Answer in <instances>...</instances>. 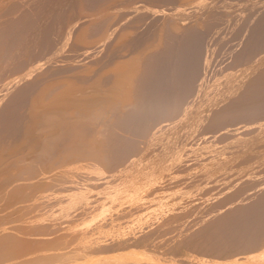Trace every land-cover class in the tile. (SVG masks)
<instances>
[{"label":"rangeland","instance_id":"374dc122","mask_svg":"<svg viewBox=\"0 0 264 264\" xmlns=\"http://www.w3.org/2000/svg\"><path fill=\"white\" fill-rule=\"evenodd\" d=\"M228 1L229 3L235 1V4L232 2L233 4L231 3L230 5L227 3ZM236 1L237 0H0V264H142V261L146 264H264V229L259 228V226L264 227L262 226V224L264 225V215H259V213L264 214V191L263 193L260 191L264 188V180L261 179L264 175V168L261 172V166L264 164V151H262L264 149V147L262 148V142H264V132H262V129H264V127H261L262 125L264 126V114L257 113L254 115L249 113L251 110H249V103L252 101L249 102L248 99H245L247 95H243L248 93L250 90L249 86L252 87L251 85H253V83L254 85L256 82L264 83V57L260 55L263 54L264 56V52L261 51V48L263 49L264 46L261 45L256 51L254 50L255 53H259L258 55L254 52H252L253 54H249V56H245L246 54L244 56L241 54L242 56H240V53H236L244 50L242 52L244 54L246 50L248 51L247 48L250 46L248 43L251 44V42L248 41H253V39L251 37V39H248L247 37H249L250 34L253 38L255 37V33L258 31L255 28L259 29L260 26H257L260 25L264 19L260 17L262 16L261 14L264 13V8L262 6L260 7L261 3L259 4V2H264V0H243L242 2L239 0V3ZM249 4L252 6L250 9H248L247 6ZM256 4H259V6L254 9ZM263 4L264 3L261 5ZM241 5H244L245 9H242L244 7ZM239 6L242 7L240 8L243 11L237 9ZM259 8H261V11ZM253 9L255 11H253ZM244 10L248 11L250 17L254 15L255 19L250 18L251 20H249V17H244L243 15L246 14ZM257 10H259L260 14H258ZM236 11H238V13ZM218 12L222 17L220 14L217 16ZM239 15L242 16L239 17ZM213 16H217L214 17V19L216 18L214 20L216 22L213 21ZM256 16L262 19L260 20L257 18V22ZM235 17L238 18L235 19ZM241 18L246 20V22L242 20L246 24L243 25V23L240 22ZM211 21L213 22L212 24L214 27H212L214 30H212ZM247 21L252 23L249 24ZM254 23L256 25H254ZM220 24L221 27L222 25L224 26L221 28L219 26ZM251 25L254 26L252 27ZM229 26H231V28H229L231 31L228 29ZM238 26H242L243 30L248 26L246 29L248 31L251 27L250 34H248L249 32H245L246 30H242V32V28L240 27L239 32V29H237ZM218 27L222 30L220 31ZM232 27L236 28V30ZM253 28L254 30L251 32ZM218 30L222 33L220 34ZM208 31H211V34L208 33ZM195 32H198L199 34H197L200 37L201 35H203L202 37L206 36L204 40L209 39L206 40L207 42L200 41L202 44H200V47H202V49H200L202 51L199 50L200 52L198 55L203 56L204 53V56L203 58L201 57L203 59L202 61H198V63H202L197 64L200 68L197 67L199 71L196 73L200 75L202 71V74L200 76L196 74L195 78L201 85L197 84V81L194 80L195 78L190 81L191 83L195 81L192 88L198 85L199 87H196L195 90L201 93L198 92V94L194 91L193 93L195 95H193V93L191 94L193 89L189 92L191 96L188 95V93V96H185L182 102V104L187 102L183 105V110L185 109V111L189 112L188 117L195 115L192 116V118H188L187 112L182 110L181 104L180 110L178 109L179 112L176 111L179 116L177 117L178 114L173 115L175 114L173 112L171 117H169L170 123L169 120L166 119L167 117H165L164 119L167 120L166 122L162 118L164 123L162 121V123L158 122L160 120H157L155 122L156 125L155 123L153 124V127H157V129L155 128L154 130L159 133L157 138L155 136L158 134L152 130V126L151 129L148 130L151 132L153 131V134L151 133L150 135V133L147 132L149 137L146 133L145 135L141 134L140 137L139 134L136 135V133L133 135L134 132L128 129L127 125H124L119 120V117L123 118L122 115L129 114L128 110L126 111L127 108L130 109L128 106H130L131 109L135 106L133 104L134 102L136 104L139 95V79L145 77L149 73L153 58H158L156 55L162 54L161 51L164 52L170 45L172 46V44L180 42L182 38L184 39L186 36L189 37L192 33L193 35H197ZM205 32H207V34L204 36ZM216 32H218V36H216ZM230 32L234 33V35L232 33V40L228 38L231 36ZM236 32L240 35H245L246 38L244 39V36L239 37L240 35L238 36ZM212 34L214 35L212 36ZM215 36L218 37L219 40H217ZM221 36H225L224 39L228 38L226 44H224L225 40L222 39ZM233 36L235 37L233 38ZM200 37L198 39H200ZM214 38L217 41H215ZM246 39H248V41ZM200 40L203 39L201 38ZM220 40H222L223 44L220 43ZM228 40L233 41L232 43H234L233 45L235 46ZM241 40L246 45L248 44L247 48L245 47L246 50L244 49L245 44H241ZM244 40H246V42H244ZM209 41H215L217 46L214 47L213 44L215 42L211 44ZM237 41H239L241 45ZM203 44L205 45L203 46ZM236 45L239 46L236 47ZM205 46H208L211 50H208ZM203 47H205L204 52ZM211 47L216 48V50ZM223 47L226 48V50H224ZM238 47L239 49L242 47V50H239ZM233 49H235L236 52H234ZM211 51L217 52L212 53ZM224 51L229 52H226L228 56L230 55V51H232L230 57H228L229 59H235V57L232 56L239 54L238 56L240 57L237 56V59L232 60L233 62L237 60V64L235 63L234 65L231 60L230 64H223L224 61H226L225 63H229ZM201 52L202 54L200 55ZM205 52H209L207 53L208 55L205 54ZM210 53H212V55H209ZM254 54L255 56H251ZM212 57H215V62ZM247 57H253L254 59L252 58L249 60L250 58ZM219 58L223 60V63H221L222 60L220 61ZM258 58L262 61L258 60ZM208 59L212 60L209 61ZM241 59H245V62H242ZM238 60H240L239 62L241 65H239L240 63ZM209 62L211 63L209 64ZM259 62H261V64H259ZM207 63L210 67L206 65ZM212 63H214L215 66L211 65ZM220 64L223 65L220 67ZM231 64H233V68L238 65L240 68L242 65L243 67L241 69L235 67L234 70L231 66L228 67V69L227 66ZM200 65H202V67ZM206 66L208 69L204 68ZM211 66H213V68ZM223 67L227 70L225 71L228 77L227 75L224 76L229 79L230 83L228 82V84L231 85L230 87H227L229 86L227 85V78L224 76L222 78V74L225 73ZM121 68H124L128 72L126 73L123 69L124 73ZM202 68L205 70L203 71ZM210 69L215 71L212 70L213 72H208ZM129 70L131 72V78L129 77ZM220 70L224 73L220 72ZM229 71L231 73H229ZM122 72L126 76H124ZM238 72L240 74H238ZM244 72L246 75H244ZM247 72L249 73L247 74ZM214 73L217 74L218 78L217 80L214 79L213 83L212 78H216V74ZM133 74H135V76ZM210 74L212 75L211 77L208 76ZM254 74L256 78H253V76L255 77ZM137 75L138 79H136ZM241 75H244L245 78ZM250 75H252V78ZM258 75H261L263 79ZM207 76L208 78L210 77V80L206 78ZM233 77L237 78H234V82L232 80ZM239 77L246 79V83H244V80L242 82V78L240 79ZM123 78L130 79L129 82H133L135 79V82L139 85L134 83L133 86L134 88H138L131 89L132 83L130 82L127 85L126 82L128 81H124ZM205 78L207 79V83H210H208L209 87L214 90L207 87L208 85L204 86V84L206 85L207 83H201V80L202 82H206ZM219 78H221V81ZM198 79H200V81ZM222 79L226 81L224 82ZM117 80H119V82L123 80V83L126 85V89L124 90L126 92L130 90V92L125 93L123 91V84L121 87L122 89H119L120 87L118 88L116 85V82H118ZM144 80H146V77L140 82ZM178 81L181 82L180 79H178ZM184 81L186 82V80H183V82ZM237 81L246 84L243 87L246 89L249 88V90L245 89L244 93V89L242 88L243 84H239ZM216 82L217 84L215 85ZM218 83H220V85ZM234 83L236 84L234 85ZM247 83H249V85H247ZM135 84L137 87H135ZM236 85H241L240 90L242 88L243 91L238 90L237 92ZM128 86L129 89H127ZM220 86H226L227 88L222 87L221 89ZM205 88L207 89L205 90ZM228 88H231V96H226L230 92ZM118 89L119 91L121 90L120 92L123 91L126 94L122 93L125 97H122L121 93H118L117 96V92H119ZM209 89L213 94V98L208 91ZM205 92H208V94L206 93L207 95H205ZM220 92L224 93L222 94ZM127 94H131V98ZM216 94H219L218 96L221 97L222 101L224 100L225 104L222 103V106L218 104L221 103V100L218 96L214 98ZM223 95L225 99H222L224 98ZM113 96L117 97L115 101L113 100L115 104L110 102ZM126 96L129 99L126 98ZM132 96H134V98H132ZM209 97L215 99L213 100L215 104L213 102L210 104L212 100ZM226 97H231L237 103V106L238 104L239 106L244 105H240V101L246 104L247 100V105H245L246 108H243L245 112H248L244 113V118L242 116L244 121L241 117L240 119L236 118L239 121H243L242 124H239L240 127H238V120L235 119L234 121L228 118L227 114H229V107L232 106L231 109H233L235 102L231 98L227 100ZM197 98H200L199 100H203L204 98L210 102L203 101V104H201L202 101H197ZM235 98L239 102L236 101ZM122 99L128 100L123 101ZM262 99L264 100V98ZM129 101L133 104L129 105L131 104ZM232 101L233 103H231ZM189 102L193 103H190L188 106ZM194 103H196L195 106ZM204 104L210 107L215 105L216 108H212L214 107L212 106L210 111V107L204 106ZM115 105L119 106L117 107ZM218 105L222 108L226 105L224 109H227L225 110L227 112L219 108ZM109 106H112L111 109ZM113 106L115 107L113 108ZM190 106H194V108H190ZM237 106L235 105L234 108ZM188 107L189 109L187 110L186 108ZM108 108L109 111L112 110L113 112H109L107 110ZM200 108L203 110L200 111ZM206 108L207 111H205ZM113 109L117 111L115 110V112ZM215 109H217V111ZM93 110L95 112H93ZM180 111L182 112L181 114ZM203 111H205V113ZM212 111H216L217 114ZM192 112L193 114H191ZM202 112L205 115H202ZM221 112L227 114L224 116ZM206 113L209 117H214H211V119L206 118L208 117ZM185 114L187 119L183 118ZM246 114L249 116H246ZM256 115H258L259 118L257 117L255 120L254 116ZM117 116L118 118L116 119L115 117ZM172 116L177 117V119H173ZM200 116L204 117L201 118ZM197 117L205 121L203 122L202 120L201 122L199 119L198 121L194 120ZM248 117L252 118V120L248 119ZM260 117H262L261 122L263 124L261 125L260 123V128H258L259 125L257 124L258 121L260 122V120H258ZM171 118L175 120V122L173 121L175 124L171 122ZM212 118L216 120H222V118H224V120H222V122L219 121V123L216 124L218 128L215 129V122L218 121H214ZM226 119L228 123H230L229 128L232 129L230 130L233 132L227 128L229 125L227 122L225 123ZM206 120L209 121V123H207ZM211 120H213V122H210ZM247 120L248 122L253 121V124L257 122V124H254L257 127H254L250 122L248 123ZM178 121H181L182 124ZM194 121H196V123L198 122L197 124L203 127L201 128L199 125L195 124V127L192 126L194 128L193 133L195 134H192L193 128L191 125L195 123ZM241 121L239 123H241ZM220 122L221 124H227V126L223 124V129V125H219ZM186 123L189 125H186ZM205 123H207L208 126L212 123H214V125H210V129H205L204 127H208ZM247 123L253 125L252 130H250L251 126ZM178 124H184L183 128L185 130L187 128L190 129L191 135L188 129L185 131L182 129V126L179 128ZM231 124L237 128L242 127L241 129L248 128V132H246L249 134H242L246 129H234ZM212 127L213 130H221V128L224 131L227 130V136L229 134V137L230 135L233 137L237 134H242L243 136L246 134L251 140L249 141L248 137L246 139V136L243 137L242 135L241 138L239 135L241 141L244 138L249 142L245 140L241 143L238 141L240 140L239 137L236 138V136L234 138L237 140L234 139V142L232 137H230L232 139H227L225 134L223 135L224 138H222L224 140L226 137L227 140L225 139L224 142L221 138L218 140V136L221 137L222 134L226 132L217 133L216 131V133L219 134L217 136L215 131L211 130ZM195 128H197V131H195ZM202 129L211 131L213 135H210V138L213 136L212 138L219 142L216 141V144L214 139V142L212 138L207 139L209 138L207 135H209L210 132ZM257 129H261L260 132L262 133H257L256 135V132H259ZM200 130L201 133L203 131L207 133V135H205L207 138L203 135L205 133L200 134L198 132ZM237 130H241V132ZM249 130L251 132H249ZM255 130L256 132L253 133ZM166 132L167 134H164ZM177 133H180L179 137H181V133H188L189 135H185L186 137L189 136L187 137L188 139L182 135L185 137L184 140H186V142H184V140H178L180 138L177 137ZM251 133L254 136L256 135V137L258 136L259 138L257 139L259 140L263 137L262 141L256 140L254 142L255 138L252 141L254 136L251 138ZM198 134L199 136H197ZM142 136H146V138H142ZM172 136L174 138H172ZM176 138H178V141L175 140ZM204 138L209 143L203 144V141H205L203 140ZM157 139L160 140V142ZM172 139L176 141L177 145H174L175 141ZM182 139L183 138H181V140ZM229 140L231 143H228ZM154 141L155 143H159L154 144ZM162 141L165 143L168 142L166 145L169 144L170 148L165 150L166 146ZM171 141L173 142L171 143ZM243 142L246 146L252 143V146L256 149L259 148V146L256 147V144L261 142L259 144H261L260 146L262 149H254V151L252 149L254 147L250 145L247 148L243 146L244 150H240L242 147L240 144H243ZM235 143H237L238 149L237 146L236 148L233 147ZM120 144L122 146L124 144V146L120 147ZM127 144L130 145V147ZM157 144L158 146L162 145L159 148H162V153H165L164 156H162L163 154L159 151L161 149L157 150ZM178 144L183 146L180 145L181 152ZM229 144L232 145L230 146ZM116 145H118L115 147L117 149H123L125 145L128 146L125 148H129L128 150L130 153L127 151L122 153H125L124 155L126 158H124V155L121 153L122 157H120L121 155L119 152H122L120 149H118L119 152L118 150L115 152L114 146ZM132 145H134V147H132ZM155 146L157 147L156 151L154 148ZM225 147H232L233 149L228 150V148ZM250 148L252 150H248ZM130 149L133 150V152ZM223 149H225V151ZM234 149L239 153L241 151L244 155L240 156L241 154L236 153L238 155V159H236V154L231 151ZM259 150L262 151H260V153L258 152L259 156H263L261 158L257 156V159L260 161L253 155H257V151ZM249 151L251 153V155H249L250 158L247 156V159H245L244 156H246V154L248 155ZM171 152L172 155H170ZM175 152L177 154L180 152V155L178 154L180 159ZM128 154H130V156ZM159 154L160 157L164 158L170 155L171 157L168 156L170 160L168 157V159L165 158L161 160ZM174 154L178 159L174 157ZM240 158L242 161L247 160L243 162L244 165ZM117 159L122 160V162ZM249 159L252 161V164L255 162V165L251 164L252 166L250 165L249 167L250 169L254 167V169L248 170L249 168L247 166L251 163ZM238 160L241 162H238ZM248 161L250 163H248ZM171 162H173V164ZM256 162H259V164H256ZM245 163H247V165H245ZM254 170H256V173ZM251 172H253L252 175H250ZM254 173L257 174L258 177L261 175V178H257ZM253 174L255 178H257L256 180L252 178L254 177ZM240 180H244L243 183ZM254 180L256 183H254ZM245 181L248 182L249 185ZM235 182L239 183L241 188L239 186L235 188ZM245 184L248 187L253 184L250 188L251 190L258 187L256 191L259 193V196H257L258 194L256 191L254 193L249 192L250 189L245 186ZM53 187H55L54 190ZM246 187L248 188V193H245L247 190ZM46 190L52 192L48 191L47 194ZM55 190L56 192L54 193ZM255 193L257 195H255ZM261 194L263 199H261L260 202V199L259 201H257V199ZM252 199L254 200L253 202ZM246 202L249 204L251 202L250 206H248L249 204L245 205ZM246 206L249 208V211L253 209V211L256 212L257 210V214L254 213L255 216L258 215L257 219L255 216L251 215L253 211L249 214V211L247 212V210H245L248 209ZM258 206L259 208L256 209ZM261 208L262 210H260ZM237 210H240V212ZM244 210L246 211L245 213H247L246 216ZM241 211H243V215ZM239 213L241 215L240 217H246H243L247 219L245 221H248L247 217H250L249 219L252 220L251 217L253 216V220L256 219L258 221L252 220L251 222H254V225L258 226L255 227L253 223L250 224V220L249 222H245L243 219L242 222L244 221V225V223L240 221L242 218L237 221L235 218L239 217ZM232 220L237 221L235 225ZM229 222L231 225H234V228ZM241 223L245 227L242 226ZM228 225L234 230L229 228ZM238 227L247 228L245 231L248 233H245L243 228L239 229ZM221 228H223V230ZM236 230H238V232ZM249 230H251L250 233ZM257 230L261 233L259 234ZM223 231H225V233L229 231L230 233L228 234L227 232L225 234ZM240 231H242L243 235H241ZM252 231H255V235ZM221 232V235L224 234V236L228 234L229 237L227 238L230 240L234 239L231 241L232 244L229 239H225L226 236L220 235ZM235 232H237L238 235ZM231 233H233V235L235 234V238L232 237ZM246 234L248 235L245 236ZM258 234L260 236L258 240H256ZM249 235L256 238H251ZM236 236L239 237L236 238ZM249 238L251 239L248 240ZM236 239H240L238 242L240 241L242 244L237 243ZM249 241L252 242L250 243ZM253 241H256L255 244H252ZM228 242H230V245L227 244ZM138 261L140 262L138 263Z\"/></svg>","mask_w":264,"mask_h":264},{"label":"bare ground","instance_id":"6f19581e","mask_svg":"<svg viewBox=\"0 0 264 264\" xmlns=\"http://www.w3.org/2000/svg\"><path fill=\"white\" fill-rule=\"evenodd\" d=\"M237 1H238V2H237ZM237 1H236L237 3L240 2L239 0H237ZM242 1H243V0H241V2H242ZM262 1H263V0H262ZM169 2H170V1H169ZM232 2H233V1H232ZM232 2L229 3V1H228L227 3L231 5ZM171 3H172V2H171ZM233 3L235 4V1H234ZM233 3H232V4H233ZM243 3H244V2H243ZM243 3H241V4H243ZM256 3H257V2H256ZM260 3L262 4V3H264V2H259V4H260ZM244 4H245V3H244ZM252 4H253V3H252ZM259 4H258V5L256 4V7L254 6V9L257 8V6H259ZM261 4H260V7L262 6V7L264 8V4H263V5H261ZM238 5H240V4H238ZM249 5H250V4H249ZM249 5H247V6H248V9L252 8V6L250 5V7H249ZM254 5H255V4H254ZM224 6H225V5H224ZM234 6H235V5H234ZM241 6H242V5H241ZM241 6H239V8H240ZM245 6H246V5H245ZM235 7H237V6H235ZM242 7H244V5H243ZM242 7H241V8H242ZM239 8H237V9H238V10H241V8H240V9H239ZM216 9H217V8H216ZM218 9H219V8H218ZM235 9H236V8H235ZM242 9H245V7L242 8ZM246 9H247V7H246ZM254 9H253V11H255ZM219 10H220V9H219ZM259 10L261 11V8H259ZM259 10H257V11H258V14H260V13H259ZM217 11H218V10H217ZM241 11H243V10H241ZM241 11H240V12H241ZM244 11H245V10H244ZM253 11H250V12H253ZM263 11H264V10H263ZM215 12H216V10H215ZM220 12H221V11H220ZM236 12L238 13V11H236ZM240 12H239V13H240ZM245 13H246L245 15H247V16H245V15H243V16H244V17H247V18L249 17V20H251L250 18H254V15H252L253 17H250V15H248L249 13H248L247 10L245 11ZM254 13H257V12H254ZM261 13H262V12H261ZM218 14H220V13L218 12V13H217V16H218ZM240 14H241V13H240ZM251 14H253V13H251ZM263 14H264V13H263ZM263 14H261L262 16H260V17L264 18V17H263ZM215 15H216V14H215ZM217 16H213V21L216 19V18L214 19V17H217ZM220 16L222 17L221 14H220ZM220 16H219V17H220ZM236 16H237V15H236ZM241 16H242V15H241ZM241 16L239 15V17H241ZM237 18H238V17H237ZM237 18L235 17V19H237ZM242 18H243V17H242ZM242 18H241V21H240V22H242L243 25H244V24H246V23H245L246 20H243L244 18H243V19H242ZM257 18H259V16H258V17L256 16V20H257V22H258V19H257ZM262 18H259V19L261 20ZM219 19H220V18H219ZM239 19H240V18H239ZM254 19H255V18H254ZM221 20H222V18H221ZM242 20L245 21V22H243ZM253 21H255V20H253ZM214 22H216V21H214ZM217 22H218V21H217ZM212 23H213V22L211 21V23H210V24H211V27L213 26ZM218 23H222V22L219 21ZM237 23H238V22H237ZM247 23H249V22L247 21ZM251 23H252V22H251ZM251 23H249V24H251ZM255 23H256V22H255ZM255 23H254V25H256ZM259 23H261V22H259ZM222 24H223V23H222ZM224 24H225V23H224ZM257 24H258V23H257ZM214 25H215V23H214ZM216 25H217V23H216ZM226 25H228V24H226ZM226 25H225V26H226ZM229 25H230V24H229ZM243 25H242V26H243ZM254 25H251V26L253 27ZM219 26L221 27V24H220ZM223 26H224V25H222V27H223ZM234 26H235V25H234ZM242 26H241V27L238 26L237 29H239V27L242 28ZM259 26H260V27H259ZM209 27H210V26H209ZM209 27H208V28H209ZM211 27H210V28H211ZM213 27H214V26H213ZM213 27H212V30H214ZM215 27H216V26H215ZM220 27H218V28H219V30L221 31L222 29H220ZM222 27H221V28H222ZM235 27H236V26H235ZM244 27H245V26H244ZM246 27L248 28V26H246ZM255 27H256V26H255ZM255 27H254V28H255ZM257 27H259V29L255 28V29L258 30V31H257V33H255V32H256V30H255L254 33H255L256 35H254V36H255L254 38H253L252 35L250 34V28H251V27L249 28V31L246 30L247 28H245L246 31L243 30V28L241 29V31L243 30V31H245V32H247V33L249 32L248 34H250V35H249V37H247V38H248V39H251V38H252L253 41H250V40L248 41V39H246L248 42H251V44L248 43L250 46H249V48H247L248 44L246 45V44L243 43L242 40H241V41H240V42H242L241 44H245V45H246V46L244 45V49L246 50V48H247L248 51L246 50L245 53L243 54L242 52H243L244 50H242V49H241L242 47H241L240 49H241L242 51H240V52H236L235 49H233L234 52H236V53H240V56H242V55L244 56L245 54H246L245 56H249V54H251L252 52H254V50L256 51V49H257L258 47H260L261 45L264 46V19H263L262 23H261L260 25H258ZM218 28H217V29H218ZM224 28H225V27H224ZM229 28H231V26H229L228 29H229ZM232 28H233V27H232ZM254 28L252 29L251 32H253ZM215 29H216V28H215ZM233 29L236 30V28H233ZM219 30H218V32L220 33ZM229 30L231 31V29H229ZM227 31H228V30H227ZM232 31H233V30H232ZM243 31H242V32H243ZM218 32H216V33H217L216 36H218ZM224 32L226 33V30H225V29H224ZM239 32H240V29H239ZM242 32H241V33H242ZM197 33H198V32H197ZM197 33L195 32V34H197ZM208 33L211 34V31H210V32L208 31ZM221 33H222V32H221ZM221 33H220V34H221ZM232 33H233V32H232ZM232 33L230 32V35H231V36L228 37V38H230V40H232V39H231V38H232ZM247 33H243V34H247ZM254 33H252V34H254ZM198 34H199V33H198ZM198 34H197V35H198ZM206 34H207V32H205L204 36H205ZM210 34H209V35H210ZM236 34H238V32H236ZM197 35H193V33H192L189 37L186 36V38H184V39L182 38V40H181L180 42L175 41V42H177V43H176V44H175L174 42H173L174 44L171 43L172 46L170 45L169 48L166 47L167 50H165L164 52L161 51L162 54H159L160 56H159V55H156L158 58H153V61H152V63L150 64V67H151V68H149V69H150L149 73H148L146 76L144 75V76L146 77V80H144L143 82H140L142 79L145 78V77H142V78L140 77V78H141V79H139V80H140V81H139L140 85H139L137 82H135V79L133 80V82L130 81V82L132 83V86L134 85V83H136L137 85H139V95H138L137 100L135 99V100L137 101L136 104H135V102H134V99H133L134 104H133L132 102L129 101V103H131V104H129V105H132V104L135 105V106H133L132 109H131L130 106H128L131 110L128 109L127 106H126V108H127L126 111L128 110L129 114H127V115L125 114L126 116L124 115V116H125V118H124V116H123L122 114L125 113L126 111L123 112V113L121 114L123 118H120V117H119V120H120L124 125H127V128H128V129H130L132 132H134V134L131 132L133 135H135V133H136V135L139 134V137H140L141 134H142V135H143V134L145 135V133H146V135H148V137H149V134H148V133H150V135H151V133H152L153 131L151 132V131L148 130V129H151V126H152V128H153L152 130H154L155 128L157 129L156 126L153 127V124H154L157 120H160V121H158V122H161V121L163 122L162 118L164 119L165 117H167L166 119H168V120H169V123H170V118H169V117H171V114H172L173 112L175 113V114H173V115H177V114H178V113H176V111L179 112V110H180L179 108L181 107L180 105H181L182 102H183V98H184L185 96H188V95L191 96V94H192L194 91H196L195 88H196V87H199V86L197 85L196 87L192 88V87H193L192 85H193V83H194L195 81H194L193 83H191L190 81H192V79H194V78L196 77V76H195V75L197 74L196 72L199 71L198 68H200V67H198L199 65L197 66V64H200V63H202V62L198 63V61H202V60H203L202 58H203V56H204V53H203V56L201 55L202 52L200 53L201 56L198 55L199 52H200L199 50L202 49V47H200V46L202 45L201 42H202V41L205 42L206 40H209V39L204 40V38H205L206 36H205V37H202L203 35L200 34L201 37L198 35V38L200 37V39H201V38L203 39V40H200V39L197 38ZM209 35H208V36H209ZM213 35H214V34H212V36H213ZM222 35H223V34H222ZM226 35H227V34H226ZM233 35H234V33H233ZM239 35H240V34H238V36H239ZM216 36H215V37H216ZM227 36H229V35H227ZM236 36H237V35H236ZM241 36H244V39L246 38L245 35H240L239 37H241ZM210 37H211V36H210ZM210 37H209V38H210ZM221 37H222V36H221ZM234 37H235V36H233V38H234ZM250 37H251V38H250ZM207 38H208V37H207ZM211 38H212V37H211ZM211 38H210V39H211ZM224 38H225V36L222 37V39H224ZM228 38L224 39V40H225V43H224V44H226V40H227ZM242 38H243V37H242ZM196 39H197V40H196ZM216 39L219 40L218 37H216ZM220 39H221V38H220ZM240 39H241V38H240ZM179 40H180V39H179ZM214 40H215V38H214ZM217 40H215V41H217ZM224 40H223V41H224ZM230 40H228V41H230ZM238 40H239V38H238ZM246 40H244V42H246ZM200 41H201V42H200ZM212 41H213V40H212ZM212 41H211V42L209 41V42H210L211 44H213L215 41H214V42H212ZM220 41H221V42H220ZM220 41H219V42L223 44L222 40H220ZM234 41H235V40H234ZM199 42H200V43H199ZM206 42H207V41H206ZM232 42H233V41H230V43H232ZM237 42H239V41H237ZM240 42H239V44H240ZM217 43H218V42H217ZM230 43H229V45H230ZM235 43H236V42H235ZM200 44H201V45H200ZM208 44H209V43H208ZM208 44H206V45H208ZM218 44H219V43H218ZM222 44H221V45H222ZM227 44H228V43H227ZM233 44H234V43H232V45H233ZM241 44H240V45H241ZM204 45H205V44H203V46H204ZM209 45H210V44H209ZM213 45H214V47L217 46V45H216V42H215ZM219 45H220V44H219ZM211 46H212V45H211ZM222 46H224V45H222ZM222 46H221V47H222ZM233 46H235V45H233ZM233 46H232V47H233ZM237 46H239V45H236V47H237ZM205 47H206V46H205ZM205 47H203V52L205 51V50H204ZM219 47H220V46H219ZM219 47H217V48H218L219 50H221ZM224 47H225V46H224ZM224 47H223V49L226 50V48H224ZM232 47H231V48H232ZM245 47H246V48H245ZM200 48H201V49H200ZM206 48H207L208 50L210 49L208 46H207ZM211 48H212V47H211ZM212 49H215V50H216V48H212ZM218 49H217V51H218ZM223 49H222V51H223ZM227 49H228V48H227ZM238 49H239V47H238ZM238 49H237V50H238ZM240 49H239V50H240ZM210 50H211V49H210ZM239 50H238V51H239ZM258 50H259V49H258ZM263 50H264V47H263V49L261 48V51H262V52H264ZM201 51H202V50H201ZM217 51H213V52L216 53ZM228 51H229V49H228ZM228 51H226V52L229 53ZM209 52H210V51H209ZM209 52H207V53H209ZM211 52H212V51H211ZM213 52H212V53H213ZM224 52H225V51H224ZM226 52H225V53H226ZM246 52H247V53H246ZM258 52H260V51H258ZM207 53L205 52V54H207ZM212 53H210L209 55H212ZM218 53H220V52H218ZM218 53H217V55H218ZM227 53H226V55H227ZM231 53H232V51H230V55H231ZM254 53H255V52H254ZM221 54H222V52H221ZM241 54H242V55H241ZM252 54H253V53H252ZM255 54H257V52H256ZM255 54H254V55H251V56H255ZM258 54H259V53H258ZM258 54H257V55H258ZM207 55H208V54H207ZM215 55H216V54H215ZM223 55H224V54H223ZM223 55H222V56H223ZM230 55H229V56L227 55V58L230 57ZM232 55H233V54H232ZM238 55H239V54H237V55H233L232 57H235V59H237L238 57H240V56H238ZM260 55H262V57H264L263 54H260ZM156 56H155V57H156ZM198 56H199V58H198ZM205 56H206V55H205ZM237 56H238V57H237ZM201 57H202V58H201ZM206 57H207V56H206ZM208 57H210V56H208ZM219 57H221V56H219ZM236 57H237V58H236ZM258 57H260V56H258ZM214 58H215V57H214ZM214 58L212 57L213 61H214ZM244 58H245V57H244ZM247 58H250V57H247ZM252 58H253V57H252ZM252 58H250L249 60H251ZM255 58H256V57H255ZM198 59H200V60H198ZM204 59H205V58H204ZM206 59H207V58H206ZM212 59H210V60H212ZM216 59H217V58H216ZM216 59H215V60H216ZM223 59H224V58H223ZM233 59H234V58H233ZM233 59H232V58H231V59L228 58L229 63H225L226 61H224V63H223V60L221 59V60H222V61H221L220 58H219V60L221 61V63H223V64H227V65L230 64V60H231V62H233V61H232ZM235 59H234V60H235ZM242 59H243V57H242ZM242 59H241V61H242V62H245L244 60H245L246 58H245L244 60H242ZM253 59H254V58H253ZM154 60H155V61H154ZM208 60H209V59H208ZM210 60H209V61H210ZM217 60H218V59H217ZM217 60H216V61H217ZM226 60H227V59H226ZM246 60H248V59H246ZM258 60H260V59L258 58ZM206 61H207V60H206ZM220 61H219V62H220ZM236 61H237V60H236ZM236 61L233 62L234 65H235ZM239 61H240V60H238V62H239ZM254 61H255V60H254ZM260 61H262V60H260ZM203 62H205V61H203ZM211 62H212V61H211ZM211 62H209V64H210ZM214 62H215V61H214ZM219 62H218V64H219ZM256 62H257V61H256ZM263 62H264V61H263ZM205 63H206V62H205ZM205 63H204V64H205ZM216 63H217V62H216ZM216 63H215V64H216ZM239 63H240V62H239ZM251 63H252V62H251ZM223 64H220V67H221ZM233 64L227 66V68H228V67H231ZM236 64H237V63H236ZM242 64H243V63H242ZM245 64H246V63H245ZM249 64H250V63H249ZM249 64H248V65H249ZM257 64H258V63H257ZM259 64H261V62H259ZM202 65H203V64H202ZM202 65H200V66L202 67ZM206 65L209 66L208 63H207ZM211 65H214V63H212ZM239 65H241V63H240ZM239 65H238L237 67H239ZM250 65H252V64H250ZM207 66L204 67V68L206 69ZM214 66H215V65H214ZM217 66H219V65H217ZM244 66H245V65H244ZM197 67H198V68H197ZM209 67H210V66H209ZM211 67L213 68V66H211ZM235 67H236V66H235ZM235 67H234V68H235ZM237 67H236V68H237ZM242 67H243V65H242ZM242 67H241V68H242ZM248 67H250V66H248ZM214 68H215V67H214ZM218 68H219V67H218ZM218 68H216V69H218ZM231 68H233V66H232ZM234 68H233V69H234ZM239 68H240V67H239ZM241 68H240V69H241ZM244 68H245V67H244ZM119 69H120V68H119ZM119 69H118V70H119ZM123 69H124V68H121V70L124 72L125 69H124V70H123ZM205 69H204V70H205ZM207 69H208V68H207ZM219 69H220V68H219ZM221 69H222V68H221ZM228 69H229V68H228ZM245 69L250 70L249 68H245ZM245 69H244V70H245ZM255 69H256V68H255ZM255 69H254V70H255ZM121 70H120V71H121ZM130 70H131V69H130ZM130 70H129V74H130L129 77L131 76V72H130ZM132 70H133V68H132ZM134 70H135V69H134ZM141 70H142V69H141ZM143 70H144V69H143ZM202 70H203V68H202ZM204 70H203V71H204ZM212 70H213V69H212ZM212 70L210 69L209 71H208V70H207V71L210 72V71H212ZM223 70H224V72H225L226 74H225L223 71L220 70V72L224 73V74H222V78H223L224 75H227V72H226L227 70L224 69V67H223ZM225 70H226V71H225ZM234 70H235V69H234ZM242 70H243V69H242ZM125 71H126V73L128 72L127 70H125ZM139 71H140V70H139ZM213 71H215V70H213ZM213 71H212V72H213ZM218 71H219V70H218ZM218 71H217V72H218ZM123 72H122V74L125 73V72H124V73H123ZM208 72H206V73H208ZM241 72H242V71H241ZM245 72H246V71H245ZM245 72H244V73H245ZM249 72H250V71H249ZM249 72H247V74H248ZM132 73H133V72H132ZM134 73H135V72H134ZM146 73H147V72H146ZM218 73H219V72H218ZM229 73H231V72L229 71ZM229 73H228V74H229ZM244 73H243V74H244ZM252 73H253V71H252ZM201 74H202V71H201ZM201 74H200V75H201ZM214 74H216V73H214ZM233 74H234V73H233ZM238 74H240V73L238 72ZM133 75L135 76V74H133ZM133 75H132V76H133ZM139 75H140V74H139ZM197 75H199V73H198ZM200 75H199V76H200ZM204 75L206 76L205 72H204ZM218 75H219V74H218ZM230 75H231V74H230ZM235 75H236V74H235ZM244 75H246V73H245ZM244 75H241V76H243V77L245 78ZM254 75H255V74H254ZM122 76H123V75H122ZM122 76H121V78H122ZM124 76H126V75L124 74ZM127 76H128V75H127ZM142 76H143V71H142ZM202 76H203V75H202ZM205 76H204V77H205ZM208 76L211 77L212 75L210 74V75H208ZM208 76H207L206 78H208ZM232 76H234V75H232ZM232 76H231V77H232ZM251 76H252V75H250V77H251ZM258 76L260 77L261 75H258ZM258 76H257V78H258ZM119 77H120V76H119ZM204 77H203V81H204ZM210 77H209V78H210ZM215 77H216V78H214V77L212 78V81H213L214 79L217 80V78H218L217 74H216ZM219 77H221V76H219ZM224 77L227 78L228 75H227V77H226V76H224ZM236 77H237V76H236ZM243 77H241V78H242V82H243V80H244V81L246 80V79H244ZM130 78H131V77H130ZM133 78H134V77H133ZM133 78H132V79H133ZM198 78H199V77H198ZM200 78H201V77H200ZM206 78H205V79H206ZM209 78H208V79H209ZM234 78H235V77L232 78L233 82H234ZM239 78H240V77H239ZM241 78H240V79H241ZM251 78H252V77H251ZM253 78H256V75H255V77L253 76ZM260 78L263 79L262 76H261ZM123 79H124V78H123ZM136 79H138V75H137V78H136ZM178 79H180L181 82H179ZM219 79H220V81H221V78H219ZM230 79H231V78H230ZM235 79H237V78H235ZM240 79H238V80H240ZM125 80L128 81V82H126L127 85H128V83H130V82H129L130 79L128 80V79L126 78V79H124V81H125ZM183 80H186V82H185V81L183 82ZM194 80H196V78H195ZM198 80L200 81V79H198ZM209 80H210V79H209ZM222 80H223L224 82H225L226 80H228V81H227V85H229V84H228V82H229V79H228V78H227L226 80H225V79H222ZM117 81L119 82V80H117ZM136 81H138V80H136ZM177 81H178V83H177ZM196 81H197V80H196ZM248 81H249V80H248ZM248 81H247V82H248ZM118 82H116V85L118 86V88L120 87L119 89H122L121 87L124 85L125 88L123 87V91H124L125 93L130 92V90H128V92H126V91L124 90V89H126V85H125V83H123V80H122L121 82H119V83H118ZM217 82H219V81H217ZM217 82L215 83V85L217 84ZM224 82H223V83H224ZM240 82H241V81H240ZM201 83H207V79H206V82H202V80H201ZM208 83H209V82H208ZM208 83H207L206 85L204 84V86H207ZM213 83H214V81H213ZM220 83H222V82H220ZM220 83H218V84L220 85ZM229 83H230V82H229ZM237 83H239V81H237ZM244 83H246V81H245ZM122 84H123V85H122ZM136 84H135V85H136ZM197 84H199L198 81H197ZM209 84H210V83H209ZM224 84H226V83H224ZM235 84H236V83H234V85H235ZM239 84H243V83H239ZM250 84H252V83H250ZM130 85H131V84H130ZM137 85H136L135 87H137ZM195 85H196V84H195ZM195 85H194V86H195ZM199 85H201V84H199ZM215 85H214V88H215ZM221 85H222V84H221ZM227 85H226V86H227ZM244 85H246V84H243V85H242V88L244 89V91L242 90V88H241V90H240V86H241V85H236L235 87L237 88V89H236L237 92H238V90H239V91H243V92L245 93V89H246V88L243 87ZM247 85H249V83H247ZM253 85H254V83H253ZM253 85H251L252 87L249 86L250 90H249V88L246 89V90H249L247 94H243V95H247V96H246L247 98H245V96H244L245 99H248L249 102L252 101L251 103L248 102V103H249V110L251 109V110L249 111V113L254 114V115L257 114V113H258V114H259V113H260V114H262V113L264 114V100L262 99V98H264V83L256 82V84H255L254 86H253ZM132 86H131V89L134 88V86H133V87H132ZM202 86H203V85H202ZM211 86H212V84H211ZM226 86H222V87H226ZM230 86H231V85H229V86H227V87H230ZM238 86H239V88H238ZM112 87H113V86H112ZM112 87H111V88H112ZM115 87H116V86H115ZM207 87H209V85H208ZM222 87L220 86L221 89H222ZM227 87H226V88H227ZM232 87H233V86H232ZM235 87H234V88H235ZM75 88H77V87H75ZM93 88H94V87H93ZM137 88H138V87H137ZM137 88H134V89H137ZM191 88H192V89H191ZM200 88H201V87H200ZM203 88H204V87H203ZM209 88L212 89L211 87H209ZM220 88H219V90H220ZM234 88H233V89H234ZM73 89H74V88H73ZM78 89H79V88H78ZM115 89H116V88H115ZM119 89H118V91H119ZM127 89H129V86H128ZM193 89H194V90H193ZM206 89H207V88H205V90H206ZM210 89H209L208 91H209V93H211V97H212L213 94H212V92L210 91ZM215 89H216V88H215ZM229 89H230L229 94H228V91H227V94H228V95H226V92L224 91L226 96H231V94H230V93H231V88H228V90H229ZM79 90H80V89H79ZM93 90H94V89H93ZM95 90H96V89H95ZM110 90H111V89H110ZM191 90H193V91H192L191 94H190L189 92H190ZM212 90H214V89H212ZM236 90H235V91H236ZM81 91H82V90H81ZM100 91H101V90H100ZM113 91H115V90H113ZM116 91H117V89H116ZM116 91H115V92H116ZM120 91H121V90H120ZM120 91L117 92V96H118V93H119V94L121 93L122 97H125V96H123V94H125V93H124L123 91H122V92H120ZM215 91H217V90H215ZM215 91H213V92H215ZM68 92H70V91H68ZM68 92H67V93H68ZM90 92H91V91H90ZM94 92H98V91H94ZM196 92H197V91H196ZM198 92H200V91H198ZM198 92H197V93H198ZM218 92H219V91H218ZM218 92H217V93H218ZM224 92H223V93H224ZM246 92H247V91H246ZM74 93H75V92H74ZM80 93H81V92H80ZM88 93H89V92H88ZM88 93H87V94H88ZM113 93H114V92H113ZM122 93H123V94H122ZM188 93H189V94H188ZM197 93H196V94H197ZM200 93H201V92H200ZM202 93H203V92H202ZM206 93L208 94V92H205V95H207ZM220 93H222V92H220ZM223 93H222V94H223ZM240 93H241V92H240ZM71 94H72V93H71ZM83 94H84V92H83ZM100 94H101V93H100ZM115 94H116V93H115ZM115 94H114V95H115ZM187 94H188V95H187ZM198 94H199V93H198ZM232 94H235V93H232ZM72 95H73V94H72ZM78 95H79V94H78ZM125 95H126V94H125ZM127 95H128V94H127ZM193 95H195V94L193 93ZM209 95H210V94H209ZM218 95H219V94H216V96H214V98H217ZM93 96H95V95H93ZM109 96H110V95H109ZM128 96H130V98H131V94L128 95ZM190 96H189V97H190ZM201 96H202V95H201ZM221 96H222V95H221ZM238 96H239V93H238ZM73 97H74V96H73ZM78 97H80V96H78ZM84 97H85V96H84ZM97 97H99V96H97ZM119 97H120V95H119ZM189 97H187V98H189ZM198 97H199V96H198ZM206 97H207V96H206ZM218 97H220V96H218ZM223 97H224V95H223ZM232 97H234V96H232ZM235 97H236V96H235ZM239 97H240V96H239ZM94 98H95V97H94ZM94 98H93V100H94ZM100 98H101V96H100ZM105 98H106V96H105ZM116 98H117V97H114V96H113V99H111L112 101H110V102L112 103L113 100L115 101ZM126 98H128V97L126 96ZM132 98H134V96H132ZM135 98H136V97H135ZM191 98H193V97H191ZM201 98H202V97H201ZM209 98H210V97H209ZM209 98H207V99H209ZM212 98H213V97H212ZM212 98H210V99L212 100L211 102H210L209 100H205L204 98H203V100H199L200 98H199V99L197 98L198 100H197V99H196V100H197V101H202L201 104H203V101H209L210 104H211V103L213 102V100H215V99H212ZM230 98H231V97H226L227 100H229ZM236 98H238V97H236ZM236 98H235V100H236ZM69 99H70V98H69ZM107 99H108V98H107ZM107 99H105V100H107ZM128 99H129V98H128ZM128 99H127V100H128ZM219 99L221 100V97H220ZM219 99H217V100H219ZM222 99H225V97L222 98ZM231 99H232V98H231ZM241 99H242V97H241ZM245 99H244V100H245ZM261 99H262V100H261ZM76 100H77V99H76ZM82 100H83V99H82ZM122 100L125 101L126 99H125V100L122 99ZM127 100H126V101H127ZM130 100H131V99H130ZM189 100H190V99H189ZM191 100H192V99H191ZM194 100H195V97H194ZM217 100H216V103H217ZM227 100H225V101H227ZM232 100H233V99H232ZM244 100H243V102H244ZM103 101H104V100H103ZM184 101H185V100H184ZM197 101H196V102H197ZM230 101H231V100H230ZM233 101H234V100H233ZM233 101H232L231 103H233ZM236 101H238V100H236ZM65 102H66V101H65ZM69 102H70V101H69ZM75 102H76V101H75ZM105 102H106V101H105ZM116 102H117V100H116ZM218 102H219V101H218ZM227 102H228V101H227ZM234 102H235V101H234ZM238 102H239V101H238ZM79 103H80V102H79ZM94 103H95V102H94ZM113 103L115 104V102H113ZM124 103H125V102H124ZM186 103H187V102H186ZM186 103H184V104H186ZM190 103H193V102H189L188 106L190 105ZM205 103H208V102H205ZM213 103H214V102H213ZM222 103L225 104L224 100H223V101L221 100V103H218V104H220V106H222V105H221ZM229 103H230V102H229ZM73 104H74V103H73ZM81 104H82V103H81ZM87 104H88V103H87ZM95 104H96V103H95ZM103 104H104V103H103ZM105 104H106V103H105ZM114 104H113V105H114ZM116 104H118V103H116ZM184 104H182V110H183V105H184ZM198 104H199V103H198ZM214 104H215V103H214ZM234 104L237 106V103H236V102H235ZM234 104H233V105H234ZM241 104H244V105H241ZM251 104H252V105H251ZM70 105H71V103H70ZM77 105H78V104H77ZM90 105H91V104H90ZM108 105H109V104H108ZM111 105H112V104H111ZM122 105H123V103H122ZM122 105H121V106H122ZM126 105H127V104H126ZM195 105H196V103H194V106H195ZM205 105H206V104H204V106H205ZM235 105H234V106H235ZM240 105H241V106H239V104H238V106L235 107V108H234V106H233V109H231V107H232L231 105H228V106H231V107H229L230 110H228L230 115L227 114V113H224V112H223V113L221 112V113H222L224 116H225V114H227V115H228V118L233 119L234 121H235L236 118H239V119H240V117L242 118V116H243V118H244V115H245L244 113H248L247 111L245 112L244 109H243V108H246L245 105H247V100H246V104H245V103H241V101H240ZM250 105H251L252 107H251ZM78 106H79V105H78ZM101 106H103V105H101ZM115 106L118 107L119 105H115ZM115 106H113V108H114ZM185 106H186V105H185ZM194 106H190V108H191V107L194 108ZM201 106H202V105H201ZM206 106H209V105H206ZM212 106H214V107H212ZM212 106H211L212 108H216L215 105H212ZM220 106L218 105V107L221 108V109H223L224 111L227 110V109H224V107H225L226 105H224L223 108L220 107ZM89 107H90V106H89ZM98 107H99V104H98ZM111 107H112V106H111ZM111 107L109 106L110 109H111ZM117 107H116V109H117ZM209 107H210V106H209ZM211 107H210V111H211ZM250 107H251V108H250ZM82 108H83V107H82ZM109 108L107 109L108 111H109ZM119 108H120V107H119ZM201 108H202V107H201ZM201 108H200V111L203 110V109H201ZM226 108H227V107H226ZM240 108H242V109H240ZM247 108H248V106H247ZM73 109H74V108H73ZM78 109H79V108H78ZM116 109H115V110H116ZM178 109H179V110H178ZM186 109L188 110L189 107L186 108ZM196 109H197V108L195 107V110H196ZM198 109H199V108H198ZM217 109H218V108H217ZM217 109H215V110L217 111ZM221 109H219V110H220V111H223V110H221ZM113 110H114V109H113ZM115 110H114V111H115ZM192 110H193V109H192ZM204 110H205V109H204ZM208 110H209V109H208ZM212 110H213V109H212ZM219 110H218V112H219ZM237 110H240V111H237ZM242 110H243L244 112H243ZM245 110H247V109H245ZM88 111H89V110H88ZM110 111L113 112L112 110H110ZM110 111H109V112H110ZM116 111H117V110H116ZM116 111H115V112H116ZM120 111H121V110H120ZM183 111H185V109H184ZM196 111H197V110H196ZM198 111H199V110H198ZM205 111H207V108H206ZM205 111H203V112L205 113ZM216 111H212V112H213V113L215 112V113L217 114ZM73 112H74V111H73ZM89 112H90V111H89ZM93 112H95V111L93 110ZM185 112H187V111H185ZM194 112H195V111H194ZM203 112H202V113H203ZM212 112H211V113H212ZM225 112H227V111H225ZM241 112H243V113H241ZM181 113H182V112L180 111V114H181ZM188 113H189V112H187V117H188ZM196 113H197V112H196ZM204 113H203L202 115H205ZM213 113H212V115H213ZM191 114H193V112H192ZM199 114H200V113H199ZM209 114H210V112H209ZM219 114H220V113H219ZM219 114H218V115H219ZM121 115H120V116H121ZM189 115H190V114H189ZM194 115H195V114H194ZM194 115H191V117H190V116H189V117L192 118V116H194ZM223 115H222V117H223ZM178 116H179V114L177 115V117H178ZM180 116H181V115H180ZM206 116H208V117H206ZM206 116H205L206 118H210V119H211V117H214V116L209 117V115H207V113H206ZM216 116H217V115H216ZM246 116H249V115L246 114ZM246 116H245V118H246ZM250 116L253 117L252 115H250ZM260 116H261V115H260ZM177 117H175V116L173 117V116H172L173 119H175V118L177 119ZM187 117H186V114H185V117H184V115H183V118H184V119H187ZM189 117H188V118H189ZM200 117H201V116H200ZM203 117H204V116H203ZM203 117H201V118H203ZM219 117H220V115H219ZM254 117H255V120L257 119V117L259 118L258 115L254 116ZM115 118L117 119L118 116L115 117ZM172 118H171V119H172ZM181 118H182V117H181ZM183 118H182V121H183ZM201 118H198V117H197V118L194 119V120H197V121H198V119L200 120ZM215 118H216V117H215ZM217 118H218V116H217ZM243 118H242V120H243ZM263 118H264V116H263ZM166 119H164L165 122L167 121ZM173 119L171 120V122H173V121L175 122V120H173ZM204 119H205V118H204ZM212 119H214V118H212ZM248 119H251V120H252V118H249V117H248ZM191 120H192V119H191ZM202 120H203V119H202ZM202 120H200V121L202 122ZM207 120H209V119H207ZM207 120H206V121H207ZM215 120H216V119H214V121H215ZM222 120H224V118H222ZM222 120H220V119H219V120H216V121H218V122H215V127H214L215 129L218 128V127H216V124H218L219 121L222 122ZM226 120H227V119H226ZM226 120H225V123H226V122L228 123V120H227V121H226ZM236 120H238V119H236ZM258 120H260V122L258 121V124H257V122H254V124L256 123L257 125H259V124L261 123V125H262V124H263V123L261 122L262 117H260V119H258ZM184 121H185V120H184ZM186 121H187V120H186ZM192 121H193V120H192ZM204 121H205V120H203V122H204ZM238 121H239V120H238ZM240 121H241V120H240ZM240 121H239V122H240ZM243 121H244V120H243ZM243 121H241V123L238 122V127H240L239 124H242ZM162 122H161V123H162ZM174 122H173V123H174ZM176 122H177V121H176ZM178 122L181 123V121H178ZM187 122H188V121H187ZM190 122H191V121H190ZM190 122H189V124H190ZM194 122H195V123H193L192 125L190 124L191 127H192V126L195 127L194 125L198 123V122L196 123V121H194ZM210 122H213V120H211ZM221 122H220V124H219L220 126H222L223 124L227 126V124H225V123L221 124ZM245 122H246V120H245ZM247 122H248V120H247ZM249 122H250V124H251V123L253 124V121H252V122L249 121ZM249 122H248V123H249ZM163 123H164V122H163ZM173 123H172V124H173ZM183 123H184V122H183ZM207 123H209V121H207ZM207 123H205V124L207 125ZM236 123H237V122H236ZM248 123H247V124H248ZM174 124H175V123H174ZM181 124H182V123H181ZM187 124H188V123H186V125H187ZM189 124H188V125H189ZM202 124H203V123H202ZM234 124H235V123H234ZM244 124H245V123H244ZM254 124H253V125H254ZM155 125H156V123H155ZM165 125H166V123H165ZM183 125H184V124H183ZM183 125H179V124H178L179 128L182 126V129H184V128H183V127H184ZM186 125H185V126H186ZM197 125H199V124H197ZM203 125H204V124H203ZM206 125H205V126H206ZM210 125H214V123H212V124H210ZM210 125H209V126H210ZM224 125L222 126L223 129H224ZM228 125H229V126H227V128L230 130V129H231V128H229V127H230V123H228ZM231 125L233 126V124H231ZM236 125H237V124H236ZM248 125H249V124H248ZM253 125H249V126H251V127H250L251 129H250V130H252V126H253ZM172 126H174V125H172ZM178 126H177V127H178ZM207 126H208V125H207ZM209 126H208V127H204V128H205V129H206V128H209V129H210L211 126H210V127H209ZM226 126H225V128H226ZM232 126H231V127H232ZM249 126H248V127H249ZM188 127H189V126H188ZM191 127H189V128H191ZM193 127H192V128H193ZM199 127H201V125H199ZM202 127H203V126H202ZM202 127H201V128H202ZM233 127H234V126H233ZM245 127H246V125H245ZM254 127H257V126L254 125ZM261 127L263 128L264 126L262 125ZM186 128H187V126H186ZM222 128H221V130H219V129H217V130L214 129V130H213V127H212L211 130L215 131V133H216V131H217V133H222V132L224 131ZM235 128H236V129H241L242 127H241V128L234 127V129H235ZM258 128H260V125L258 126ZM187 129H188V128H187ZM187 129H186V130L184 129V130L187 131ZM244 129H246V130H245V132H243L242 134H244V133L249 134V133H247V132H248V130H247L248 128H244ZM244 129H241V130H244ZM184 130H183V131H184ZM188 130H189L188 132H189V134H190V133H191V132H190L191 130H190V129H188ZM198 130H199V128H198ZM202 130H204V129H202ZM231 130H232V129H231ZM231 130H230V131H231ZM241 130H237V131L241 132ZM250 130H249V132H251ZM257 130H258V129H257ZM260 130H261V129H260ZM260 130H258L259 132H256V130H255L254 132H253V131H252V132H253V133L256 132V135H257V133H258V134H259V133L261 134L262 132H264V129H262V130H263L262 132H260ZM154 131H155V130H154ZM181 131H182V130H181ZM193 131H194V128L192 129V134H195V133H193ZM195 131H197V128H195ZM204 131H209V130H204ZM204 131H203L202 133H205V134H203L205 138H207V136L209 137V138H207V139H211V138L213 137V136H212V137L210 138V135H213V134H211V133H212L211 131H209V132H210L209 135H207V133L204 132ZM218 131H221V132H218ZM226 131H227V130H226ZM226 131H224V132H226ZM230 131H229V132H230ZM237 131H236V133H237ZM246 131H247V132H246ZM147 132H148V133H147ZM170 132H171V131H170ZM198 132H199L200 134H202V133H201V130L198 131ZM229 132H228V133H229ZM231 132H233V131H231ZM231 132H230V133H231ZM155 133L158 134V135L155 134V135H156L155 137L157 138V136H159V133L156 132V131H155ZM183 133H184V132H183ZM183 133H181V134L184 135V136H185V135H189L188 133H185V134H183ZM213 133H214V132H213ZM217 133H216V134H217ZM152 134H153V133H152ZM164 134H167V132L164 133ZM179 134H180V133H179ZM179 134L177 133V135H178L177 137H179ZM225 134H226V136H227V132H226V133H223L221 137H219V136H218L219 134H217V136H218V140H219V138H221V140L224 141V140L226 139V137H225V139L223 140V138H224L223 135H225ZM231 134H232V133H231ZM242 134H241V135H242ZM246 134H245L244 136H243V135H242V136L245 137ZM251 134H252V133H251ZM251 134H250V136H251ZM182 135H181V137H179L180 139L176 138L175 140L178 139V140H180V141H183L184 138H185L186 136L183 137ZM190 135H191V134H190ZM205 135H207V136H205ZM214 135H215V134H214ZM233 135H234V134H233ZM239 135H240V134H237V135H234L233 137L230 135V137H232V138H233V141H234V139H235L234 137L236 136V138H237V137H239ZM241 135H240V137H241ZM256 135L254 136V135L252 134V136H251V138L254 136V137L252 138V141H253V139L255 138L254 142H255L256 140H257V141L259 140V139H257V138H259V137H258V136L256 137ZM174 136H176V135H174ZM195 136H196V135H195ZM197 136H199V134H198ZM259 136H260V135H259ZM187 137H189V136H187ZM187 137H186V139H188ZM200 137H201V136H200ZM215 137H216V136H215ZM222 137H223V138H222ZM228 137H229V134H228V136H227V139H232V138H230V137L228 138ZM240 137H239L240 140H238V141H240V142L242 143V141H245V140L247 139L248 136L245 137L246 139L243 138L244 140L242 139V141H241V138H242V137H241V138H240ZM142 138H146V136H145V137L142 136ZM152 138H153V136H152ZM161 138H162V137H161ZM172 138H174V137L172 136ZM181 138H183V139L181 140ZM205 138H204L203 140H205ZM248 138H249V137H248ZM260 138H261V137H260ZM262 138H263V137H262ZM262 138H261L259 141H262ZM136 139H137V138H136ZM190 139H191V138H190ZM213 139H214V138H212V140H213ZM216 139H217V138H216ZM227 139H226V140H227ZM150 140H151V139H150ZM157 140H158V139H157ZM169 140H170V139H169ZM172 140H174V139H172ZM175 140H174V141H175ZM178 140H177V141H178ZM212 140H210V141H212ZM214 140H215V139H214ZM214 140H213V142H214ZM235 140H237V139H235ZM248 140L250 141L251 139L249 138ZM155 141H156V139H155ZM155 141H154V144L160 142V140H158L159 142H156V143H155ZM163 141H165V140H163ZM163 141H162V143H165V142H163ZM166 141H168V140H166ZM200 141H201V140H200ZM205 141H206V140H205ZM205 141H203V144H204V143H205V144L209 143V142H207V141L205 142ZM208 141H209V140H208ZM216 141H217V140H215V142H216ZM238 141H237V143L239 144ZM246 141H247V140H246ZM249 141H247V142H249ZM61 142H62V141H61ZM82 142H83V141H82ZM168 142H169V141H168ZM168 142H167V143H168ZM172 142H173V141H171V143H172ZM184 142H186V140H184ZM217 142H219V141H217ZM217 142H216V144H217ZM224 142H225V141H224ZM224 142H223V143H224ZM227 142H228V141H227ZM234 142H235V141H234ZM167 143H165V146H166L165 150H166L167 148H170V147H169V144L166 145ZM179 143H180V142H179ZM181 143L184 144L183 142H181ZM190 143H191V142H190ZM220 143H221V142H220ZM228 143H231V141L229 140ZM228 143H226V144H228ZM237 143H235V145L233 146L234 148H236V146H237L236 144H237ZM250 143H251V142H250ZM256 143H258V142H256ZM259 143H261V142H259ZM259 143H258V144H259ZM262 143L264 144V142H262ZM124 144H125V143H124ZM124 144H123V146H124ZM175 144H176V141L174 142V145H175ZM188 144H189V143H188ZM198 144H199V143H198ZM210 144H211V143H210ZM212 144H213V143H212ZM218 144H219V143H218ZM224 144H225V143H224ZM245 144H246V143H245ZM253 144H254V143H253ZM258 144H256V145H257L256 147L259 146V148H261V146H260L261 144H259V145H258ZM263 144H262V148L264 147ZM77 145H78V144H77ZM120 145H121V144H120ZM120 145H119V146H120ZM127 145H128V144H127ZM176 145H177V144H176ZM178 145H179V144H178ZM180 145H181V144H180ZM180 145H179V148L182 146V145H181V146H180ZM185 145H186V144H185ZM185 145H184V146H185ZM214 145H215V144H214ZM219 145H221V144H219ZM219 145H218V146H219ZM229 145H230V144H229ZM231 145H232V144H231ZM231 145H230V146H231ZM240 145H242V147H241ZM240 145H239V146L242 148V149L240 148V150H244V149H243V146H246V145H244V142H243V144H240ZM248 145H249V146H250V145L252 146V143H251V144H248ZM254 145H255V144H254ZM117 146H118V145L114 146V149L116 150L115 152H117V150L120 149V148H118V149L115 148V147H117ZM123 146L121 145L120 147H123ZM128 146L130 147V145H128ZM128 146L125 145L126 148H127ZM156 146H158V144H157ZM156 146L154 147V148H155V151H156V149H157ZM161 146H162V145L158 146V149H157V150L161 149V150H159V151H161V153H162V148H159V147H161ZM167 146H168V147H167ZM225 146H226V145H225ZM249 146H246V148L249 147ZM75 147H76V146H75ZM125 147H124L123 149H120V151H122V152H119V150H118L119 154H120V153L122 154L123 152H126V151H127L128 153H130L129 150H128L129 148L126 149ZM132 147H134V145H132ZM132 147H131V149H132ZM182 147H183V146H182ZM252 147H254V146H252ZM225 148H228V147H225ZM244 148H245V147H244ZM259 148H258V149H259ZM262 148H261V149H262ZM131 149H130V150H131ZM163 149H164V147H163ZM229 149H233V148L231 147V148H228V150H229ZM237 149H238V146H237ZM252 149L254 150V149H256V148L254 147V148H252ZM252 149L250 148V149H248V150H252ZM258 149H256V150H258ZM223 150L225 151V149H223ZM223 150H221V151L224 152ZM226 150H227V149H226ZM131 151L133 152V150H131ZM168 151H169V150H168ZM170 151H171V150H170ZM231 151H232L234 154H236V153L241 154L240 156H243V155H244V154L241 153V151H240V153H239V152L236 151L235 149H234V150H231ZM235 151H236V152H235ZM246 151H247V150H246ZM254 151H255V150H254ZM260 151H261V150L257 151V155H256V154H253V155L255 156L256 159H257L258 157H259V158L263 157V156H259ZM262 151H264V149H263ZM262 151H261V152H262ZM172 152H174V151H172ZM172 152H171V154H170V153H169V154L172 155ZM176 152H177V151H176ZM176 152H175L176 155H178V154L180 155L181 148H180V152H179L178 154H177ZM226 152H227V151H226ZM228 152H229V151H228ZM247 152H248V151H247ZM247 152H246V153H247ZM258 152H259V153H258ZM156 153H157V152H156ZM158 153H159V152H158ZM166 153H167V151H166ZM224 153H225V152H224ZM244 153H245V152H244ZM249 153H250V151H249ZM249 153H248V155L246 154V156H244L245 159H247V156H248V158H250L249 155H251V153H250V154H249ZM252 153H253V152H252ZM254 153H256V152H254ZM121 154H120V155H121ZM124 154H125V153H124ZM124 154H122V155H124ZM162 154H163V155H162ZM162 154H161L162 156L165 155V153H162ZM175 154H174V155H175ZM120 155H119V156H120ZM122 155H121L120 157H122ZM126 155H127V154H126ZM128 155L130 156V154H128ZM170 155H167V157H168V156L171 157ZM176 155L174 156L175 158L177 157ZM179 155H178V157H179ZM253 155H252V158L254 159V156H253ZM260 155H261V154H260ZM263 155H264V152H263ZM129 156H127V157L130 158ZM235 156L237 157L238 155L236 154ZM257 156H258V157H257ZM85 157H86V156H85ZM167 157L165 156V158H167ZM169 157H168V158H169ZM178 157H177V159H178ZM124 158H126L125 155H124ZM128 158H127V159H128ZM159 158H161V160H162V159H165L164 157H160V154H159ZM168 158H167V159H168ZM252 158H251V159H252ZM121 159H122V158H121ZM171 159H172V158H171ZM179 159H180V157H179ZM236 159H238V157H237ZM243 159H244V158H243ZM117 160H118V159H117ZM119 160H120V159H119ZM119 160H118V161H119ZM122 160H124V159H122ZM122 160H120V161L122 162ZM169 160H170V158H169ZM169 160H168V161H169ZM173 160H174V159H173ZM194 160H195V159H194ZM194 160H193V161H194ZM240 160L242 161L241 158H240ZM240 160H238V162H239ZM257 160H258V159H257ZM115 161H116V160H115ZM163 161H164V160H163ZM163 161H162V162H163ZM177 161H178V160H177ZM195 161H196V160H195ZM241 161H240V162H241ZM246 161H247V160H246ZM246 161L243 160L242 163H243V162H246ZM249 161H250L251 163H250ZM249 161H248V163H250V164H249V166H247L248 168H249L250 165L252 164V161H251L250 159H249ZM258 161H260V160H258ZM175 162H176V161H175ZM175 162H174V163H175ZM116 163H119V162H116ZM163 163H165V162H163ZM163 163H161V164H163ZM171 163L173 164V162H171ZM242 163H241V164H242ZM257 163L259 164V162H256V164H257ZM263 163H264V161H263ZM89 164H90V163H89ZM176 164H177V163H176ZM178 164H179V163H178ZM253 164L255 165V162H254ZM253 164H252V165H253ZM90 165H91V164H90ZM164 165H165V164H164ZM164 165H163V166H164ZM243 165H244V163H243ZM245 165H247V163H245ZM252 165H251V166H252ZM262 166H263V167H262ZM262 166H261V172L263 171L262 169L264 168V164H262ZM87 167H88V166H87ZM94 167H96V166H94ZM96 168H97V167H96ZM252 168L254 169V167H252ZM252 168H251V169H252ZM85 169H86V168H85ZM88 169H89V167H88ZM98 169H99V168H98ZM251 169L249 168L248 170H251ZM256 169H257V168H256ZM87 171H88V170H87ZM91 171H92V170H91ZM255 171H256V170H254V172H255ZM249 172H250V171H249ZM259 172H260V171H259ZM261 172H260V173H261ZM82 173H83V170H82ZM89 173H91V172H89ZM100 173H101V172H100ZM100 173H99V174H100ZM252 173H253V172H251L250 175H252ZM255 173H256V172H255ZM255 173H254V174H255ZM263 173H264V172H263ZM92 174H93V173H92ZM92 174H91V176H92ZM254 174H253V176H254ZM257 174H258V172H257ZM257 174H255L256 177H257V178H261L260 176L262 175V173H261V175H260L259 177L257 176ZM97 175H98V174H97ZM258 175H259V174H258ZM101 176H102V175H101ZM263 176H264V175H263ZM263 176H262L261 179L264 180ZM96 177H97V176H96ZM92 178H93V177H92ZM97 178H98V177H97ZM97 178H96V179H97ZM99 178H100V177H99ZM101 178H102V177H101ZM106 178H107V177H106ZM252 178H255V176L252 177ZM257 178H255V180H256ZM93 179H94V178H93ZM247 180H248V179H247ZM250 180H251V179H250ZM255 180H254V181H255ZM240 181L243 183L244 180H243V181L240 180ZM252 181H253V180H252ZM259 181H260V180H259ZM103 182H105V181H103ZM236 182H237V181H236ZM236 182H235V186H234L235 188H236L237 186L240 185L239 183H236ZM245 182H246V181H245ZM245 182H244V183H245ZM257 182H258V181H257ZM263 182H264V181H263ZM232 183H233V182H232ZM232 183H231V184H232ZM246 183L248 184V182H246ZM254 183H256V181H255ZM259 183H260V182H259ZM105 184H106V183H105ZM229 184H230V183H229ZM236 184H238V185H236ZM260 184H261V183H260ZM51 185H52V184H51ZM107 185H108V184H107ZM242 185H243V184H242ZM248 185H249V184H248ZM252 185H253V184H252ZM252 185H251V186H252ZM254 185H256V184H254ZM48 186H50V185H48ZM105 186H106V185H105ZM243 186H244V185H243ZM245 186H247V185L245 184ZM251 186H250V187L247 186V187L250 189ZM257 186H258V185H257ZM257 186H256V187H257ZM261 186H262V185H261ZM263 186H264V184H263ZM239 187H240V186H239ZM247 187H246V188H247ZM259 187H260V185H259ZM48 188H49V187H48ZM50 188H51V187H50ZM54 188H55V187H53V190H54ZM240 188H241V187H240ZM243 188H245V187H243ZM248 188H247V190L245 189V190L247 191V192L245 191V193H248ZM252 188H253V187H252ZM257 188H258V187H257ZM257 188L252 189V190L250 189L251 191L249 190V192H253V193H254V192L256 191ZM261 188H263V187H261ZM46 189H47V188H46ZM51 189H52V188H51ZM238 189H239V188H238ZM238 189H237V190H238ZM44 190H45V189H44ZM57 190H58V189H57ZM109 190H110V189H109ZM237 190H236V191H237ZM253 190H254V191H253ZM257 190H258V189H257ZM46 191H47V190H46ZM48 191H50V190H48ZM48 191H47V194H48ZM242 191H243V190H242ZM260 191H262L261 193H263L264 188L261 189ZM50 192H52V191H50ZM50 192H49V193H50ZM55 192H56V190L54 191V193H55ZM238 192H239V191H238ZM256 192H257V191H256ZM243 193H244V192H243ZM243 193H242V194H243ZM245 193H244V194H245ZM43 194H45V193H43ZM50 194H52V193H50ZM257 194H258V195H257ZM257 194L255 193V195L259 196V193H258V192H257ZM45 195H46V194H45ZM53 196H54V194H53ZM61 196H62V194H61ZM263 196H264V194H263ZM47 197H48V196H47ZM254 197H255V196H254ZM260 197H262V194H261ZM260 197H259V198L256 197V198H258L257 201H259V199H260V202H261V199H263V197H262V198H260ZM48 198H49V197H48ZM254 200H255V198H254ZM254 200L252 199V202H253ZM250 201H251V200H250ZM248 202H249V201H248ZM254 203L257 204L256 202H254ZM258 203H259V202H258ZM246 204L248 205L249 203L246 202L245 205H246ZM250 204H251V202H250ZM250 204H249L248 206H250ZM255 204H254V205H255ZM260 204H261V203H260ZM260 204H259V205H260ZM243 205H244V204H243ZM243 205H241V206H243ZM245 205H244V206H245ZM262 205H263V204H262ZM262 205H261V206H262ZM263 206H264V205H263ZM255 207H256V205H255ZM239 208H240V207H239ZM244 208H245V207H244ZM244 208H242V209H244ZM246 208H248V207L246 206ZM258 208H259V206H258L256 209H258ZM263 208H264V207H263ZM63 209H64V208H63ZM63 209H62V210H63ZM250 209H251V208H250ZM245 210H247V212H248V211H249V208H248V209H245ZM245 210H244V214H245V216H246L247 213H245V212H246ZM254 210H255V209H254ZM260 210H262V208H261ZM263 210H264V209H263ZM237 211H238V210H237ZM237 211H236V213H237ZM252 211H253V209H252ZM252 211L250 210V211H249V214H251L250 212H252ZM238 212H240V210H239ZM258 212H259V211H258ZM263 212H264V211H263ZM242 213H243V211H241V214H242ZM252 213H253V214H251V215L255 216L254 213L257 214V210H256V212L253 211ZM261 213H262V212H261ZM242 215H243V214H242ZM251 215H250V216H251ZM259 215H262V216H263L264 214H260V213H259ZM240 216H241V215H240V213H239V217H238V218H235V219H237V221H239V219L242 218V219L240 220V221L242 222V220L244 219L243 217H245V216H243V217H240ZM253 216L251 217L252 220H253ZM257 216H258V215L255 216L256 219H257ZM255 217H254V219H255ZM245 218H246V217H245ZM247 218H248V221H245V220H247V219H244L245 222H249V220H250L249 218H250V217H247ZM256 219H255V220H256ZM258 219H259V217H258ZM252 220H250V224L253 223V225H254V222H251ZM255 220H253V221H255ZM232 221H233V224H234V225L236 224L235 222H237V221H235V220H232ZM244 221H243L242 223H244ZM256 221H258V220H256ZM261 221H262V220H261ZM44 222H46V221H44ZM263 222H264V220H263ZM242 223H241V225H242ZM256 223H258V222H256ZM261 223H262V222H261ZM224 224H225V223H224ZM224 224H223V226H224ZM229 224H230V222H229ZM233 224H232V225H233ZM230 225H231V224H230ZM232 225H231V226H232ZM234 225H233V228H234ZM244 225H245V223H244ZM244 225H242V226H244ZM238 226H239V222H238ZM248 226H249V225H248ZM250 226H251V225H250ZM254 226H255V225H254ZM257 226H258V225H257ZM257 226H255V227H257ZM262 226H264V225L262 224ZM225 227H226V225H225ZM228 227H229V225H228ZM244 227H245V226H244ZM246 227H247V225H246ZM223 228H224V227H223ZM223 228H221V229L223 230ZM229 228L232 229V227H229ZM235 228H236V227H235ZM238 228L241 229V228H243V227H241V228L238 227ZM252 228L255 229L254 227H252ZM259 228L264 229V227H260V226H259ZM227 229H228V228H227ZM231 229H229V230H230V231L234 230V229H232V230H231ZM243 229H244V228H243ZM245 229H247V228H245ZM245 229H244V232L246 233L247 231H245ZM249 229H250V228H249ZM253 229H252V230H253ZM256 229H257V228H256ZM224 230H226V229H224ZM219 231H220V230H219ZM236 231L238 232V230H236ZM242 231H243V230H242ZM242 231H240L241 235H243V234H242ZM261 231H262V230H261ZM263 231H264V230H263ZM217 232H218V231H217ZM217 232H216V234H217ZM227 232H228V234L230 233L229 231H226V233H227ZM237 232H235V233L237 234ZM250 232H251V230H249V233H250ZM257 232H258V230H257ZM223 233H225V231H223ZM226 233H225V234H226ZM233 233H234V232H233ZM233 233H231V234H232V237L235 238V236H234L235 234L233 235ZM245 233H244V234H245ZM247 233H248V232H247ZM252 233H254V235H255V231H254V232L252 231ZM258 233H259V232H258ZM260 233H261V232H260ZM260 233H259V234H260ZM263 233H264V232H263ZM218 234H219V233H218ZM221 234H222V232L220 233V235H221ZM228 234H227V236L225 235V236H226L225 239H227V240L229 239V238H227V237H229ZM256 234H257V233H256ZM259 234L256 236L257 238L254 237V236L252 237L251 235H249V236H251V238H256V240H258V238H259V236H260ZM220 235H219V236H220ZM237 235H238V234H237ZM247 235H248V234H246L245 236H247ZM221 236H224V234L221 235ZM225 236H224V237H225ZM230 236H231V235H230ZM239 236H240V234H239ZM239 236H236V238L239 237ZM242 237H243V236H242ZM230 238H231V237H230ZM247 238H248V237H247ZM247 238H246V239H247ZM251 238H249L248 240H250ZM260 238H261V237H260ZM216 239H217V238H216ZM222 239H223V238H222ZM242 239H243V238H242ZM244 239H245V238H244ZM220 240H221V239H220ZM229 240H230V239H229ZM232 240H234V239H232ZM232 240H230V242H231ZM238 240H240V239H236L237 243H240V241L238 242ZM225 241H226V240H225ZM241 241H242V240H241ZM243 241H244V240H243ZM78 242H79V241H78ZM230 242H228L227 244H229ZM249 242L251 243L252 241H249ZM255 242H256V241H255ZM255 242L253 241L252 244H255ZM80 243H81V242H80ZM221 243H222V242H221ZM233 243H234V241H233ZM222 244H223V243H222ZM222 244H221V245H222ZM231 244H232V242H231ZM240 244H242V243H240ZM229 245H230V244H229ZM233 245H234V244H233ZM243 245H244V244H243ZM245 245H246V243H245ZM82 246H83V245H82ZM82 246H81V247H82ZM231 246H232V245H231ZM247 246H248V245H247ZM75 247H76V246H75ZM248 247H249V246H248ZM83 248H84V247H83ZM85 248H86V246H85ZM250 249H251V248H250ZM75 251H76V250H75ZM77 251H79V250H77ZM73 252H74V251H73ZM69 253H70V252H69ZM71 253H72V252H71ZM74 255H75V254H74ZM84 255H86V254H84ZM87 255H89V254H87ZM65 257H66V256H65ZM83 257H84V256H83ZM82 259H83V258H82ZM85 260H86V259H85ZM130 262H131V261H130ZM139 262H140V261H138V263H139ZM122 263H123V262H122ZM141 263H142V264H146V263H144L143 261H142ZM64 264H65V263H64ZM118 264H119V263H118ZM124 264H125V263H124ZM139 264H140V263H139Z\"/></svg>","mask_w":264,"mask_h":264}]
</instances>
